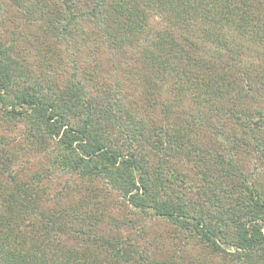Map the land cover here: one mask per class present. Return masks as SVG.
<instances>
[{"label": "trees", "instance_id": "16d2710c", "mask_svg": "<svg viewBox=\"0 0 264 264\" xmlns=\"http://www.w3.org/2000/svg\"><path fill=\"white\" fill-rule=\"evenodd\" d=\"M9 1L0 0V13L7 11ZM56 1L64 17L59 26L63 33L80 20L104 25L103 9L111 0ZM116 7L112 5V12ZM131 12L130 17L113 13V21L121 19L127 35L142 41L141 46L134 45L153 76L162 77L163 72L172 81L171 92L183 96L180 100L203 103L199 109H191L190 103L187 123L178 121L176 127L163 125L156 131L169 137L159 151L161 161L184 153L182 145L194 139L191 123L209 121L212 113L219 129L211 131L225 151L247 137L264 161V72L256 66L240 72L235 65L245 53L249 59L264 60V11L252 8L251 0H134ZM163 12L169 15L170 31L190 48L195 47L197 34L221 49L224 61L212 75L199 71L200 61L188 58V51L172 34L148 28V17ZM44 87L30 80L12 50L0 41V109L11 119L23 120L27 135L55 142L52 161L59 173L101 181L132 208L173 222L214 251L224 252L221 243H228L236 250L237 262L264 264V194L226 178L242 174L232 154L230 160L219 157L218 167L228 170L225 175L216 181L205 175L200 178L204 192L212 193L203 194L205 199L192 200L179 190L170 194L173 177L180 176L177 184L182 186L187 175L172 171L165 176L166 165L147 163L150 157L139 144L144 132L138 127L147 124L141 116L129 111L124 119L104 110L92 116L93 110L83 105L90 102L84 95L57 96ZM109 117L118 124L136 121L122 132L124 141L112 136ZM4 166L0 160V264L150 263L152 253L141 250L133 239L100 230L102 214L86 195L68 201V194H41L46 187L21 182L17 172H7ZM229 230L232 236L227 242Z\"/></svg>", "mask_w": 264, "mask_h": 264}, {"label": "rangeland", "instance_id": "374dc122", "mask_svg": "<svg viewBox=\"0 0 264 264\" xmlns=\"http://www.w3.org/2000/svg\"><path fill=\"white\" fill-rule=\"evenodd\" d=\"M113 4H117L116 12H112ZM251 4L252 8L264 11V0H251ZM109 5L111 7L103 9L101 18L104 25L80 20L62 33L59 26L64 17L57 10L56 0H10L7 11L0 13V41L12 50L16 62L30 76V80L40 82L51 93L55 91L57 96L64 93L70 97L76 93L77 96L87 97L85 99L90 102L86 101L83 105L93 110L92 116L102 110L111 115L124 116V119L129 111L131 115L141 116L147 124L138 127L144 132L139 144L143 153L150 157L147 163L166 165L165 176L172 171L187 175L182 186L177 184L180 176L173 177V183L168 188L170 194L179 190L192 200L205 199L203 194L209 196L212 193L204 192L205 185L200 178L205 175L208 181H216L225 175L228 170L222 172L223 168L218 167L219 157L223 155L225 160H230V154L242 174L226 178L233 184L254 186L264 194V161L255 149H251L250 138H241L240 145L225 151L211 131L219 129L213 113L209 121L191 123L194 139L182 145L184 153L170 154L171 159L161 161L159 151L169 137L165 132L156 131L163 125L173 128L178 121L187 123L185 112L199 109L203 103L195 105L180 100L183 96L171 92L172 81L167 80L163 72H160L162 77L153 76L154 72L143 63V54L135 47L141 46L142 41L138 36L127 35L121 19L113 21V13L130 17L134 0H111ZM135 12L140 14L138 9ZM168 17L167 12L148 17V28L154 33L167 31L172 34L188 51V58L200 61L199 71L212 75L224 61V57H220L221 49L197 34L193 35L196 45L190 48L181 36L170 31ZM235 65L240 72H244L245 67L254 66L264 72V60L249 59L246 53L237 59ZM190 103L191 109L188 107ZM109 120L114 126L112 136L118 137L121 142L124 141L121 139L124 129L136 123L132 119L119 124L111 117ZM156 126L159 127L155 129ZM42 140L45 142L27 135L23 120L11 119L0 109V160L7 166V172L12 173V169L21 182L30 180L33 184L46 187L41 194H68V201L71 198L76 200L80 194L86 195L102 214L100 230L112 236L133 239L141 250L152 253L149 264H246L236 261V250L228 243H221L224 252H216L173 222L144 215L132 208L118 191L101 181L59 173L52 161L55 142ZM5 174L6 177L8 173ZM45 196L42 198L45 199ZM231 236L229 230L227 242H230Z\"/></svg>", "mask_w": 264, "mask_h": 264}]
</instances>
